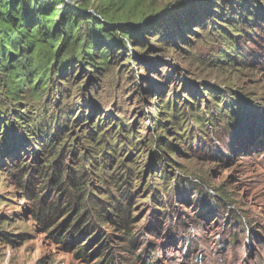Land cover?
Instances as JSON below:
<instances>
[{
    "label": "rangeland",
    "instance_id": "rangeland-1",
    "mask_svg": "<svg viewBox=\"0 0 264 264\" xmlns=\"http://www.w3.org/2000/svg\"><path fill=\"white\" fill-rule=\"evenodd\" d=\"M65 1L118 41L0 89V264H264V0Z\"/></svg>",
    "mask_w": 264,
    "mask_h": 264
},
{
    "label": "trees",
    "instance_id": "trees-1",
    "mask_svg": "<svg viewBox=\"0 0 264 264\" xmlns=\"http://www.w3.org/2000/svg\"><path fill=\"white\" fill-rule=\"evenodd\" d=\"M85 16L65 0H0V89L7 99L18 102L25 86L34 82V94L41 96L53 62L58 68L74 59L89 64L95 61L91 54H96L97 46L116 44L118 30ZM119 31L124 37L142 34L129 23L121 25ZM105 57L106 53L98 63H105ZM74 184L81 186L83 182ZM73 229L68 235L79 231L77 226ZM105 248L100 242L101 255L109 257ZM77 254L87 257V245H78Z\"/></svg>",
    "mask_w": 264,
    "mask_h": 264
},
{
    "label": "water",
    "instance_id": "water-1",
    "mask_svg": "<svg viewBox=\"0 0 264 264\" xmlns=\"http://www.w3.org/2000/svg\"><path fill=\"white\" fill-rule=\"evenodd\" d=\"M162 15H163V14H159V15L155 14L154 16H151V17H149L148 19H146V20L144 21V23L152 22V21L158 19L159 17H161Z\"/></svg>",
    "mask_w": 264,
    "mask_h": 264
}]
</instances>
